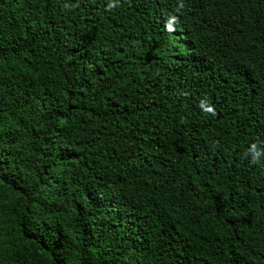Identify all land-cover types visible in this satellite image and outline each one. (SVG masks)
<instances>
[{
    "label": "trees",
    "instance_id": "16d2710c",
    "mask_svg": "<svg viewBox=\"0 0 264 264\" xmlns=\"http://www.w3.org/2000/svg\"><path fill=\"white\" fill-rule=\"evenodd\" d=\"M264 0H0V264H264Z\"/></svg>",
    "mask_w": 264,
    "mask_h": 264
},
{
    "label": "clouds",
    "instance_id": "9594fccd",
    "mask_svg": "<svg viewBox=\"0 0 264 264\" xmlns=\"http://www.w3.org/2000/svg\"><path fill=\"white\" fill-rule=\"evenodd\" d=\"M264 156V152L257 151L256 145H252V156H251V162L252 163H258L261 159V157Z\"/></svg>",
    "mask_w": 264,
    "mask_h": 264
}]
</instances>
